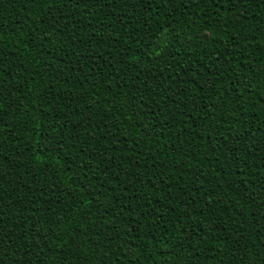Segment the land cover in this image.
I'll return each instance as SVG.
<instances>
[{
    "label": "trees",
    "instance_id": "16d2710c",
    "mask_svg": "<svg viewBox=\"0 0 264 264\" xmlns=\"http://www.w3.org/2000/svg\"><path fill=\"white\" fill-rule=\"evenodd\" d=\"M0 264H264V0H0Z\"/></svg>",
    "mask_w": 264,
    "mask_h": 264
}]
</instances>
